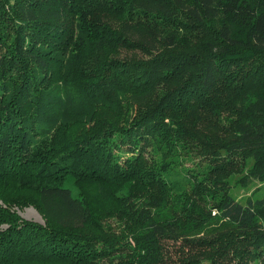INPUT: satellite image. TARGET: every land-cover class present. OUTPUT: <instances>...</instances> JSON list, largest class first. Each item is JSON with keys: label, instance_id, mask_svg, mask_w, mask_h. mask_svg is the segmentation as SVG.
I'll use <instances>...</instances> for the list:
<instances>
[{"label": "trees", "instance_id": "16d2710c", "mask_svg": "<svg viewBox=\"0 0 264 264\" xmlns=\"http://www.w3.org/2000/svg\"><path fill=\"white\" fill-rule=\"evenodd\" d=\"M233 173L264 179V0H0V264H264Z\"/></svg>", "mask_w": 264, "mask_h": 264}, {"label": "rangeland", "instance_id": "374dc122", "mask_svg": "<svg viewBox=\"0 0 264 264\" xmlns=\"http://www.w3.org/2000/svg\"><path fill=\"white\" fill-rule=\"evenodd\" d=\"M124 52L135 54L138 56H144V54H140L138 51L124 50ZM6 70H7V67L5 66L4 72ZM185 164L190 165L191 163L189 161H186ZM250 164H251V161L248 160L246 162L243 172L246 171V169L250 166ZM20 167L22 168L23 166H20ZM241 174L242 173H233L229 176L228 182L230 184V187H229L230 193L242 203H245L248 197H252V198L260 197L264 192V179L253 178L249 182L235 181L238 177H240ZM61 183L70 188L72 195L80 197L81 195L80 188L76 184L73 176L66 175ZM11 186L14 187V185L10 183L9 175H6V176L4 175V177H2V175L0 174V192L6 191ZM90 191L93 193L95 199L97 200L100 199L97 186H95V188ZM126 192L127 190L125 188L120 190V193L122 194H125ZM17 212L26 219H31V220H35V221L43 223V218L41 214L32 206H26L23 209H17ZM0 225L6 226L5 223H2ZM9 254L10 253L8 252L0 250V259H3L4 257H8ZM42 262H43L42 260H37L36 258H29V259H24L21 261L17 260L14 263L15 264H43Z\"/></svg>", "mask_w": 264, "mask_h": 264}]
</instances>
